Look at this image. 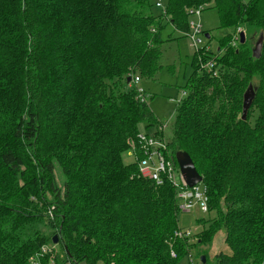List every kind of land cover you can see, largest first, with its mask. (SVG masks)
<instances>
[{
  "label": "trees",
  "instance_id": "trees-1",
  "mask_svg": "<svg viewBox=\"0 0 264 264\" xmlns=\"http://www.w3.org/2000/svg\"><path fill=\"white\" fill-rule=\"evenodd\" d=\"M156 4L159 15L148 0H0V264H178L219 232L230 253L205 264H264V0ZM197 8L245 42L232 47L228 34L193 53L175 106L169 158L177 167L175 154L189 155L215 215L197 220L188 243L173 238L171 184L156 186L122 156L140 127L158 123L128 75L153 78L161 44L174 40L163 32L183 36ZM208 60L215 76L201 68Z\"/></svg>",
  "mask_w": 264,
  "mask_h": 264
},
{
  "label": "rangeland",
  "instance_id": "rangeland-1",
  "mask_svg": "<svg viewBox=\"0 0 264 264\" xmlns=\"http://www.w3.org/2000/svg\"><path fill=\"white\" fill-rule=\"evenodd\" d=\"M148 2L151 5L152 14L159 15L162 9H157L155 3H159L163 8L166 0H148ZM190 20L199 23L203 32L209 34L210 39L208 40L204 37V43L207 44L208 41V45H210V49L212 48V50L217 48V42L221 38L228 34H233L232 29L220 28L218 16L216 11L212 8H205L200 12L198 18L192 17L189 18V21ZM170 33L174 40L161 44V55L158 61L160 67L155 76L153 78H142L138 84V86L149 96L146 100V104L157 118L158 123L156 126H159V124L162 123L167 124L166 131L163 135L167 139L171 138L172 125L175 119V106L177 103L173 100H179L181 97V93L183 92L182 88L185 86V80L191 73V59L194 53V50L190 47L189 40L173 29L166 28L163 32V39H166ZM128 85L130 88H133L130 83H128ZM151 131L152 129L146 130L145 127H140L139 133L145 135L147 132ZM122 160L125 164L134 162L133 156L129 153H124ZM56 174L58 175L57 170ZM214 216V213L209 214L208 211L206 214H202L197 207H194L188 213L178 212L177 224L179 228L176 232L180 229L194 231L196 235L192 240L188 241V243H193L196 241L197 235L202 229V227L198 225L197 220H206L208 218H213ZM223 239V232H219L215 235L210 245L191 247L189 254L181 257L178 264H200V258L204 256H206L211 262L213 257L219 253L229 254V249L223 243ZM54 250L59 251L57 247H55Z\"/></svg>",
  "mask_w": 264,
  "mask_h": 264
},
{
  "label": "built area",
  "instance_id": "built-area-1",
  "mask_svg": "<svg viewBox=\"0 0 264 264\" xmlns=\"http://www.w3.org/2000/svg\"><path fill=\"white\" fill-rule=\"evenodd\" d=\"M157 7L161 8L159 3ZM202 8L187 10L189 18L199 17ZM189 31L185 34L186 38L190 42V47L194 50V53L200 52L205 49L209 51L210 47L204 43V32L199 23L193 21L188 22ZM242 33L241 29L237 28L231 36V46L234 47L239 42V34ZM201 68L203 71L216 75V69L214 62L208 60ZM214 68V70H213ZM130 84L135 89L138 99L142 103H146L149 97L142 88L138 86L140 78L137 75L129 74ZM186 93L183 91L179 100H173L177 105L185 97ZM167 124L162 123L156 126L151 132H147L145 135L137 134L135 141L129 140L127 142L130 151L128 152L134 158V162L138 164L139 175L152 181L156 186H161L163 181H167L171 184L175 191V199L179 212L188 213L194 207H197L202 214H206L208 211L207 197L205 194V188L199 183L195 186L188 188L178 170V167L174 165L169 158L167 151L168 139L163 135L166 131ZM137 153L141 154V158ZM195 232L188 229H180L174 234V238L192 240L195 236ZM49 248H42V254L49 253ZM170 256L175 258V253L170 252ZM32 264H37L32 262Z\"/></svg>",
  "mask_w": 264,
  "mask_h": 264
},
{
  "label": "water",
  "instance_id": "water-1",
  "mask_svg": "<svg viewBox=\"0 0 264 264\" xmlns=\"http://www.w3.org/2000/svg\"><path fill=\"white\" fill-rule=\"evenodd\" d=\"M205 38H208V36L206 35ZM239 38H240L239 43L243 44L245 42L244 33H240ZM261 46H262V37L258 39L252 51V56L256 59L259 58L260 56ZM126 83L127 84L130 83L129 77H127ZM254 96H255V89L252 87V85H248L247 89L243 94L242 112H241L242 120H245L247 111L254 100ZM174 157L178 170L188 188H191L196 184L202 182V178L198 175L189 155L186 152H177ZM52 243L54 245L57 243L56 236L53 237ZM200 262H202V264L205 263L204 257L200 258Z\"/></svg>",
  "mask_w": 264,
  "mask_h": 264
},
{
  "label": "crops",
  "instance_id": "crops-1",
  "mask_svg": "<svg viewBox=\"0 0 264 264\" xmlns=\"http://www.w3.org/2000/svg\"><path fill=\"white\" fill-rule=\"evenodd\" d=\"M185 34H186V33H184L183 35L185 36ZM185 37H186V36H185ZM171 100H172V99H171ZM171 100H170V101H171ZM152 113H153V112H152ZM156 119H157V118H156Z\"/></svg>",
  "mask_w": 264,
  "mask_h": 264
},
{
  "label": "clouds",
  "instance_id": "clouds-1",
  "mask_svg": "<svg viewBox=\"0 0 264 264\" xmlns=\"http://www.w3.org/2000/svg\"><path fill=\"white\" fill-rule=\"evenodd\" d=\"M206 36V35H205ZM210 47V46H209ZM212 49V48H211Z\"/></svg>",
  "mask_w": 264,
  "mask_h": 264
}]
</instances>
